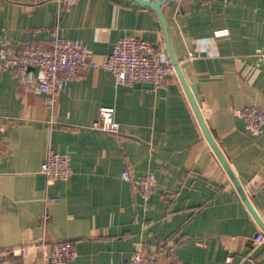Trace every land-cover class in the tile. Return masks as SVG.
Masks as SVG:
<instances>
[{
  "label": "crops",
  "instance_id": "1",
  "mask_svg": "<svg viewBox=\"0 0 264 264\" xmlns=\"http://www.w3.org/2000/svg\"><path fill=\"white\" fill-rule=\"evenodd\" d=\"M161 10L167 35L135 0H0L3 48L60 35L102 58L133 34L182 60L213 139L176 70L153 86L89 68L52 101L1 72L3 264H54L42 255L59 240L76 252L64 264H118L137 249L156 264H264V243H252L264 230V125L253 132L238 115L264 109V0H166ZM103 105L114 108L118 133L92 126ZM50 149L70 156L67 179L41 173ZM145 174L155 178L147 198L135 187Z\"/></svg>",
  "mask_w": 264,
  "mask_h": 264
},
{
  "label": "built area",
  "instance_id": "2",
  "mask_svg": "<svg viewBox=\"0 0 264 264\" xmlns=\"http://www.w3.org/2000/svg\"><path fill=\"white\" fill-rule=\"evenodd\" d=\"M72 0H65L69 7ZM176 63L157 50L149 41L137 35L126 34L119 37L111 52L98 58L92 48L76 39L56 35L49 44L36 41L26 42L19 50L0 47V73L5 70L13 72L16 80L24 90L36 89L48 94L52 101L57 92L68 81L84 77L89 68H103L110 71L117 84L150 83L161 85L169 73L176 70ZM245 127L257 132L264 125V109L257 105L244 106L238 111ZM94 128L111 133L119 132V123L114 118V108L103 105L98 109V117L93 122ZM3 129L0 124V131ZM2 134L0 132V144ZM40 171L46 181L67 179L71 173L70 156L65 152L48 150ZM121 176L130 180V171L125 168ZM137 192L147 198L155 187L152 174L141 176L135 183ZM47 214H43V219ZM253 244L264 243V230L255 232ZM10 253L7 251L6 254ZM75 250L68 241L59 240L53 244L51 251L43 253L42 259L54 264H64L75 257ZM0 264H3L0 257ZM118 264H156V254L142 249L135 250L129 259Z\"/></svg>",
  "mask_w": 264,
  "mask_h": 264
},
{
  "label": "water",
  "instance_id": "3",
  "mask_svg": "<svg viewBox=\"0 0 264 264\" xmlns=\"http://www.w3.org/2000/svg\"><path fill=\"white\" fill-rule=\"evenodd\" d=\"M145 6H148V7H151L153 10H155V12L157 13L158 17H159V20L162 24V27L165 31V35H167V32H166V25H165V20H164V15H163V12L161 10V4L166 1V0H135ZM173 62L176 63V59L172 56V59H171ZM176 72L178 73L180 79H181V82L183 84V87L185 89V91L187 92L191 102H192V105H193V108L195 110V113H196V116H197V119L201 125V128L205 134V136L208 138V140L210 142L213 143V139H212V136L211 134L209 133L207 127H206V124H205V121L201 115V112L198 108V105H197V102H196V99H195V95H194V91H192L189 86L187 85V83L185 82L183 76H182V73H181V69H180V65L176 64ZM136 84H141V85H152L150 83H136ZM252 211V210H251ZM253 212V211H252Z\"/></svg>",
  "mask_w": 264,
  "mask_h": 264
}]
</instances>
